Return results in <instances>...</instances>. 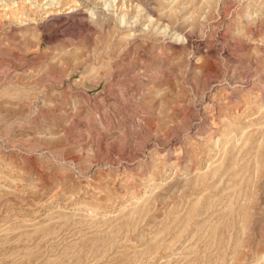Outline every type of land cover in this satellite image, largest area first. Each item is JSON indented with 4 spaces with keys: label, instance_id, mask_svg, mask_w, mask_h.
Masks as SVG:
<instances>
[{
    "label": "rangeland",
    "instance_id": "374dc122",
    "mask_svg": "<svg viewBox=\"0 0 264 264\" xmlns=\"http://www.w3.org/2000/svg\"><path fill=\"white\" fill-rule=\"evenodd\" d=\"M0 264H264V0H0Z\"/></svg>",
    "mask_w": 264,
    "mask_h": 264
},
{
    "label": "bare ground",
    "instance_id": "6f19581e",
    "mask_svg": "<svg viewBox=\"0 0 264 264\" xmlns=\"http://www.w3.org/2000/svg\"><path fill=\"white\" fill-rule=\"evenodd\" d=\"M18 10H19V9H18ZM18 10H17V11H18ZM19 11H20V10H19ZM24 11H25V10H24ZM75 11H76V10H74V12H75ZM25 12H26V11H25ZM28 12H29V11H28ZM30 12H31V11H30ZM46 12H47V11H46ZM48 12H49V11H48ZM70 12H71V11H70ZM33 13H34V11H33ZM36 13H37V11H36ZM40 13H41V12H40ZM41 14H42V13H41Z\"/></svg>",
    "mask_w": 264,
    "mask_h": 264
}]
</instances>
